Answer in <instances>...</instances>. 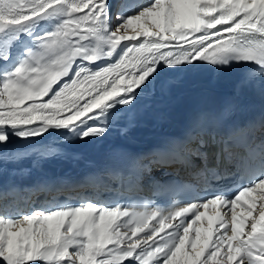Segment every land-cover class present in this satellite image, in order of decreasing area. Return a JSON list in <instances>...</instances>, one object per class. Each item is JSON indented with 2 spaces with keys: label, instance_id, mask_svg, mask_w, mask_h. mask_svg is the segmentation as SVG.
<instances>
[{
  "label": "snow or ice",
  "instance_id": "snow-or-ice-1",
  "mask_svg": "<svg viewBox=\"0 0 264 264\" xmlns=\"http://www.w3.org/2000/svg\"><path fill=\"white\" fill-rule=\"evenodd\" d=\"M196 62L264 79V0H0V157L13 136L102 137L161 68ZM194 143L202 185L170 208L78 196L25 211L30 194L0 184V264H264V139L226 141L231 168Z\"/></svg>",
  "mask_w": 264,
  "mask_h": 264
},
{
  "label": "bare ground",
  "instance_id": "bare-ground-1",
  "mask_svg": "<svg viewBox=\"0 0 264 264\" xmlns=\"http://www.w3.org/2000/svg\"><path fill=\"white\" fill-rule=\"evenodd\" d=\"M194 66H185L180 70L161 68L156 79L140 93L133 105L118 107L106 120L98 121L107 128L102 137L81 140L66 131H50L42 137L28 140L13 136L5 146L4 155L0 157V168L5 171L0 175V184L5 188L15 186L30 194V201H23L21 204L25 211L32 204V193L35 190L32 186L41 189L34 194L33 202L37 206L45 205L53 199L62 201L68 194L93 197L112 204L109 198V191L115 180L112 165L119 152L134 151L140 154L136 172L144 182L151 177L150 169L154 165L147 163L150 157H154V150L166 141V137L183 130L187 134L191 132L192 128H189L186 121L189 111L185 105L186 100L204 92L168 96L160 93L157 88L171 79H178ZM188 137L191 138L189 135ZM258 137H264V129L259 132ZM195 147L192 141L186 143L184 149L168 152L166 155L173 161L168 167L178 174H183L182 169H185L186 179L195 177L193 174L202 163L197 153L193 152ZM43 161L44 164H41ZM161 170L163 167L158 169L159 172ZM55 178L61 181L68 178L70 184H51ZM228 219L230 221V214ZM155 224V221H150L149 228ZM148 230L145 229V232ZM144 234H138L137 238Z\"/></svg>",
  "mask_w": 264,
  "mask_h": 264
},
{
  "label": "rangeland",
  "instance_id": "rangeland-1",
  "mask_svg": "<svg viewBox=\"0 0 264 264\" xmlns=\"http://www.w3.org/2000/svg\"><path fill=\"white\" fill-rule=\"evenodd\" d=\"M41 164H44V161L41 163ZM0 171H2V172H0V175L2 174V173H4L5 171H3L2 170V168H0ZM11 171V170H10ZM21 171H25V170H21ZM21 176H24L25 177V174H22ZM27 176V175H26ZM23 177V178H24ZM31 181H33V180H31ZM31 181H29V182H31ZM69 182V183H68ZM52 183H54V184H57L58 186H63L64 184H70V180L67 178V179H63L62 181L61 180H59V179H57V178H55V179H53L52 180V182H51V184ZM28 187H31L30 185H27ZM32 188H34L35 190H34V192L32 193V200H31V203H33V199H34V194L35 193H37V192H39L40 190L38 189V187H36V186H32ZM37 188V189H36Z\"/></svg>",
  "mask_w": 264,
  "mask_h": 264
}]
</instances>
